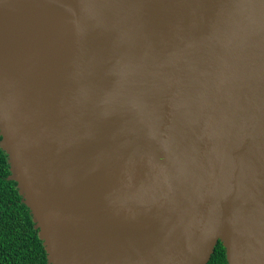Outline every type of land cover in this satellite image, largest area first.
Returning <instances> with one entry per match:
<instances>
[{"label":"water","instance_id":"water-1","mask_svg":"<svg viewBox=\"0 0 264 264\" xmlns=\"http://www.w3.org/2000/svg\"><path fill=\"white\" fill-rule=\"evenodd\" d=\"M0 135L48 264H264V0H0Z\"/></svg>","mask_w":264,"mask_h":264},{"label":"trees","instance_id":"trees-1","mask_svg":"<svg viewBox=\"0 0 264 264\" xmlns=\"http://www.w3.org/2000/svg\"><path fill=\"white\" fill-rule=\"evenodd\" d=\"M9 176L8 155L0 146V264H48L31 211L22 202L17 183L8 180ZM208 264H227L221 242Z\"/></svg>","mask_w":264,"mask_h":264}]
</instances>
